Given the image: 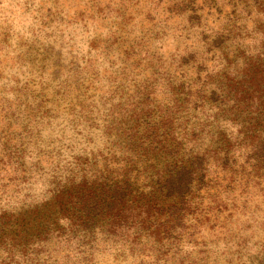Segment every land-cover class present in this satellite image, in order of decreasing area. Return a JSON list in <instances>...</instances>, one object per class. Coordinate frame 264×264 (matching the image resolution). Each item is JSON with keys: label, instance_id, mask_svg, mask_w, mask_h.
<instances>
[{"label": "rangeland", "instance_id": "rangeland-1", "mask_svg": "<svg viewBox=\"0 0 264 264\" xmlns=\"http://www.w3.org/2000/svg\"><path fill=\"white\" fill-rule=\"evenodd\" d=\"M0 264H264V0H0Z\"/></svg>", "mask_w": 264, "mask_h": 264}, {"label": "trees", "instance_id": "trees-1", "mask_svg": "<svg viewBox=\"0 0 264 264\" xmlns=\"http://www.w3.org/2000/svg\"><path fill=\"white\" fill-rule=\"evenodd\" d=\"M192 182V172L185 167L180 169H176L173 173H171L167 178L163 180V184L167 189L177 188L178 190H184L189 186ZM87 196L82 197V209L85 210L89 208V204L91 203L89 197L86 199Z\"/></svg>", "mask_w": 264, "mask_h": 264}]
</instances>
